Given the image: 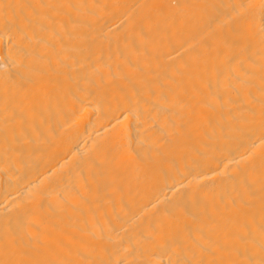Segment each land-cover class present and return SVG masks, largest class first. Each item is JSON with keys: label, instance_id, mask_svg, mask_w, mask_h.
Returning <instances> with one entry per match:
<instances>
[{"label": "bare ground", "instance_id": "obj_1", "mask_svg": "<svg viewBox=\"0 0 264 264\" xmlns=\"http://www.w3.org/2000/svg\"><path fill=\"white\" fill-rule=\"evenodd\" d=\"M0 264H264V0H0Z\"/></svg>", "mask_w": 264, "mask_h": 264}]
</instances>
